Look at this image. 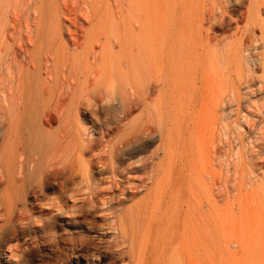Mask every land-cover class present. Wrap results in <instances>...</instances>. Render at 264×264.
Instances as JSON below:
<instances>
[{"label": "bare ground", "instance_id": "1", "mask_svg": "<svg viewBox=\"0 0 264 264\" xmlns=\"http://www.w3.org/2000/svg\"><path fill=\"white\" fill-rule=\"evenodd\" d=\"M201 86L254 136L215 195L176 126ZM243 192L263 206L264 0H0V245L35 217L79 264H264Z\"/></svg>", "mask_w": 264, "mask_h": 264}, {"label": "rangeland", "instance_id": "2", "mask_svg": "<svg viewBox=\"0 0 264 264\" xmlns=\"http://www.w3.org/2000/svg\"><path fill=\"white\" fill-rule=\"evenodd\" d=\"M201 88L199 94L195 95L193 101L190 102L181 113V118L184 120V123L177 124L176 126H190L189 135H191L190 137L192 139V156L190 159L192 162L189 164V175L194 188L195 186H201L203 190L212 189L211 192L215 195L214 189L216 188H214L213 183L220 182L231 176L232 177L229 179H232L234 176L235 169L233 168H235V162L233 163V161H235L234 158H237V155L235 156V154L240 153V157L242 155L241 158L247 162L254 157V153L256 154L254 151L255 148L250 150L252 148L250 140L252 142L254 136L248 132L244 121L242 123L245 110H243V114H240L238 124L235 123L234 119L231 120V123H234L235 125L232 124L227 130L228 132L224 127H221L223 126V123L220 120L221 113L214 114V112L211 111L209 104L204 98V87L201 86ZM213 126H219L215 128L216 135L214 140L211 137ZM200 138H202V142L200 141ZM234 139H236V141H234ZM233 142H235L234 145ZM236 147L239 149L238 151H236ZM247 171L250 172V169ZM243 193L240 195L233 194V196L231 193V199L232 197L237 199V201L233 202V205L235 204L237 207L240 206L242 209L251 213H255L264 208V201L263 206L260 205V197L247 192ZM28 219V223H25L27 226H24L21 229L25 231V233L20 235L17 240L13 239L8 244L0 245V264H79V261H82L83 258L86 257V252L84 250L81 253H76L75 251H63L61 248L58 249L54 244L46 243L41 238L40 234L35 235L36 232H34V227L38 225H34V219L36 218L33 217ZM70 219V216H66L63 220H69L70 222ZM57 223H59V219L57 220ZM55 227L57 230H60L62 226L56 224ZM65 227L71 229V226H68L67 224ZM74 231L75 230H67L66 233H75ZM12 251H14V253H11Z\"/></svg>", "mask_w": 264, "mask_h": 264}]
</instances>
